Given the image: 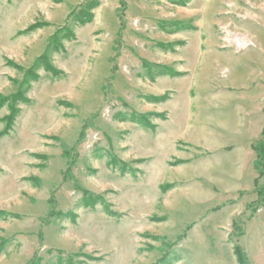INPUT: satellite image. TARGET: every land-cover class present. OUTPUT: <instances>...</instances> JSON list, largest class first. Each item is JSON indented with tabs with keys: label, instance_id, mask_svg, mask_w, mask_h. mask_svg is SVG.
Here are the masks:
<instances>
[{
	"label": "rangeland",
	"instance_id": "374dc122",
	"mask_svg": "<svg viewBox=\"0 0 264 264\" xmlns=\"http://www.w3.org/2000/svg\"><path fill=\"white\" fill-rule=\"evenodd\" d=\"M263 115L264 0H0V264H264Z\"/></svg>",
	"mask_w": 264,
	"mask_h": 264
},
{
	"label": "trees",
	"instance_id": "16d2710c",
	"mask_svg": "<svg viewBox=\"0 0 264 264\" xmlns=\"http://www.w3.org/2000/svg\"><path fill=\"white\" fill-rule=\"evenodd\" d=\"M90 7H92V6H90ZM92 8H94V7H92ZM92 8H90V10ZM91 20H92V16H89L87 18L85 16V19H83V20L80 19L78 21H81V23L85 24V23H89ZM41 60L43 61L42 62L43 67H45V69L48 73H52V74L60 73L59 70L54 68V66L50 62H48L49 60L46 57H42ZM41 60H39V62ZM13 115L14 114H12L11 118L7 119V120L12 121ZM263 137H264V130H263ZM254 148H256L255 150H257V153H258L257 160L255 162V167H256L257 171L260 173L259 175L264 176V140L261 143H259L258 147H254ZM86 193L89 194L88 192H86ZM260 196L263 197L264 194L260 193ZM85 205L87 207H94L96 205V203H95V200L88 199V200H85ZM235 255H236V258H237V261L239 264H251V262L247 256L246 251L243 249L242 246H240L238 244L235 246ZM61 264H62V262H61Z\"/></svg>",
	"mask_w": 264,
	"mask_h": 264
},
{
	"label": "crops",
	"instance_id": "0c3cea01",
	"mask_svg": "<svg viewBox=\"0 0 264 264\" xmlns=\"http://www.w3.org/2000/svg\"><path fill=\"white\" fill-rule=\"evenodd\" d=\"M263 123H264V115L261 119V126H262V127H260V128H262L261 136H263V130H264V124ZM252 152L253 151L251 149V154H252ZM236 154L238 156L239 162H237V164L232 163V167H231L234 169L235 172L237 171V168H238V172L240 171V175H241V173L244 172V169L249 168L248 166H250V165L252 166V168L254 167V169H255V162H256L257 158L255 159V157H253L252 155L249 156L250 152H249L248 147H240V149L237 151ZM257 181H258L257 179L254 181L255 185H256Z\"/></svg>",
	"mask_w": 264,
	"mask_h": 264
},
{
	"label": "built area",
	"instance_id": "2783aa9c",
	"mask_svg": "<svg viewBox=\"0 0 264 264\" xmlns=\"http://www.w3.org/2000/svg\"><path fill=\"white\" fill-rule=\"evenodd\" d=\"M226 45L224 47L234 48L236 51H243L252 46V43L245 38H241L239 36H230L228 35L224 40Z\"/></svg>",
	"mask_w": 264,
	"mask_h": 264
}]
</instances>
